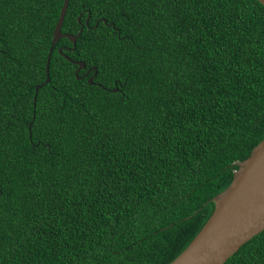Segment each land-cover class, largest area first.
Listing matches in <instances>:
<instances>
[{
  "label": "trees",
  "instance_id": "trees-1",
  "mask_svg": "<svg viewBox=\"0 0 264 264\" xmlns=\"http://www.w3.org/2000/svg\"><path fill=\"white\" fill-rule=\"evenodd\" d=\"M62 2L0 0V264H169L264 138V6L69 0L45 83Z\"/></svg>",
  "mask_w": 264,
  "mask_h": 264
},
{
  "label": "water",
  "instance_id": "water-1",
  "mask_svg": "<svg viewBox=\"0 0 264 264\" xmlns=\"http://www.w3.org/2000/svg\"><path fill=\"white\" fill-rule=\"evenodd\" d=\"M68 1L63 0L52 33L45 63V83L49 81V63L54 44L61 38H67L74 48L82 31L80 28L77 35L61 32ZM256 1L264 6V0ZM58 52H61L60 49ZM75 64L76 74L84 68V63ZM91 71L94 72L87 80L89 84H92L96 74L95 68L91 67L85 73ZM38 88L36 86V91ZM237 167L230 185L211 199L214 209L208 220L188 246L169 264H224L242 245L264 230V138L245 160L237 163Z\"/></svg>",
  "mask_w": 264,
  "mask_h": 264
},
{
  "label": "flooded vegetation",
  "instance_id": "flooded-vegetation-1",
  "mask_svg": "<svg viewBox=\"0 0 264 264\" xmlns=\"http://www.w3.org/2000/svg\"><path fill=\"white\" fill-rule=\"evenodd\" d=\"M87 70H88V69H87ZM87 70H86V71H87ZM86 71H85V73H86ZM85 73H84V75H85ZM89 73H90V72H89Z\"/></svg>",
  "mask_w": 264,
  "mask_h": 264
}]
</instances>
